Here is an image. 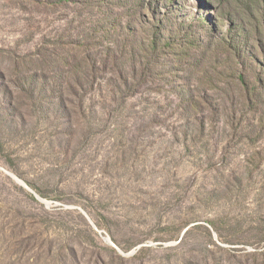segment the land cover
Here are the masks:
<instances>
[{"label": "rangeland", "instance_id": "1", "mask_svg": "<svg viewBox=\"0 0 264 264\" xmlns=\"http://www.w3.org/2000/svg\"><path fill=\"white\" fill-rule=\"evenodd\" d=\"M252 2L0 0V264H75L48 257L66 243L81 264H264ZM71 40L101 64L85 90L38 61ZM11 230L28 244L11 248Z\"/></svg>", "mask_w": 264, "mask_h": 264}, {"label": "trees", "instance_id": "2", "mask_svg": "<svg viewBox=\"0 0 264 264\" xmlns=\"http://www.w3.org/2000/svg\"><path fill=\"white\" fill-rule=\"evenodd\" d=\"M46 1V0H45ZM60 2H63L65 0H59ZM251 8L253 9V11L255 12V22L252 25L251 30L245 31L246 27L245 25L241 26L240 28L243 30L244 32V41L247 44L249 40H251L252 42H254V37L256 35H261L264 38V0H253L252 2V6ZM252 36L253 39H252ZM243 39H241L240 41H242ZM61 44V45H60ZM59 44V47L57 48L58 50H63L64 53H60L58 52H54L51 56V53L49 55H44L39 57L38 61L40 62V64H45L48 63L50 65L54 64L56 65L55 69L58 71L60 70L62 67H65L66 70L64 73H66L68 75V82H67V88L72 89L73 91H77V89L80 90H85L86 89V85L92 86L94 84V80H91V82L86 83V79L87 78H96L97 79V75H96V69L97 70H101V64L99 62V60H97L96 56L93 55V53L85 46L84 43L82 42H78V40H71L68 42H61ZM63 45H68L63 46ZM157 45L156 40L153 41V46ZM155 48H157L155 46ZM260 50L263 51L264 53V47L261 45V48H259ZM242 53L244 52V50L241 51ZM264 71V65H261ZM63 69V68H62ZM264 73V72H263ZM262 76L263 74L259 72L258 74V81L263 84V80H262ZM28 78L31 79V81L34 80V78H38L40 77L39 72H35L34 74L27 76ZM145 80H138L137 84H144ZM239 82L241 83V85L244 87V89L246 90V97H245V102L247 104L250 105H258V101L257 99L252 97V94L256 91V85L252 82H249V80H247V78L245 77V73H240L239 74ZM136 84V85H137ZM80 109L84 108V104L83 102H80ZM27 197L31 198L32 200L36 201V199L34 198V196L27 194ZM87 227L86 231L88 234L89 239L94 243L95 246H97V249L100 248L98 245V242L96 240V235L94 233V231L88 226L85 225ZM23 231L21 229L18 230V232L16 233H22ZM11 235L13 238L14 243L8 244L10 245L11 248L15 249L16 246H19V248L21 247V245H27L28 243H26L27 241H18L17 237L15 235V233L11 230ZM6 247H8L6 245ZM10 247L8 248L9 252H10ZM64 247V250H63ZM63 247L60 246L58 248H56L54 250V248H50L48 251V257L50 258V260H54L56 257H60L61 259H63V253L65 250H68V252L70 253V255H72V257H74L75 259V264H81L78 260H76V257L78 256L77 253V248L74 246H71V244H63ZM101 249V248H100ZM16 250V249H15ZM147 249H145L144 247H142L138 253L133 257L134 259H140L141 257L143 258V254L145 253ZM115 252H117L116 250H114ZM105 256H102V254H98L97 258L99 263L101 264H110V260L109 262L107 261V258H104ZM73 258L69 259L72 260ZM116 259V258H115ZM115 259H111V263L112 264H125L127 262V260L121 255L119 254V257L117 258V263H115ZM141 260V259H140ZM142 261H140L141 263Z\"/></svg>", "mask_w": 264, "mask_h": 264}, {"label": "water", "instance_id": "3", "mask_svg": "<svg viewBox=\"0 0 264 264\" xmlns=\"http://www.w3.org/2000/svg\"><path fill=\"white\" fill-rule=\"evenodd\" d=\"M11 176H14L13 174H11ZM22 185H25L26 187H27V185L23 182V181H21V180H19V179H17ZM46 205L47 206H51V203H49V202H46ZM93 226L97 229V226L96 225H94L93 224ZM106 239V241H108V242H110V243H113L112 242V240L110 239V238H105ZM144 245L143 244H141V245H139L136 249H140L141 247H143ZM116 247V246H115ZM135 251V250H134ZM133 252H131V253H129L128 255H131Z\"/></svg>", "mask_w": 264, "mask_h": 264}]
</instances>
